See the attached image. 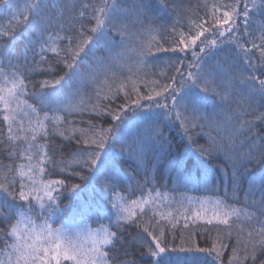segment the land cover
I'll return each mask as SVG.
<instances>
[{
  "label": "snow or ice",
  "instance_id": "6c2138e0",
  "mask_svg": "<svg viewBox=\"0 0 264 264\" xmlns=\"http://www.w3.org/2000/svg\"><path fill=\"white\" fill-rule=\"evenodd\" d=\"M197 8L202 16L164 25L149 0H26L23 9L0 0L8 20L0 25V149L9 160L0 161V264H264V176L240 199L244 180L264 165V0ZM154 32L159 40L150 39ZM133 42L135 63L124 59ZM36 74L49 78L33 83ZM29 96L39 109L21 100ZM130 117L149 124L131 143L123 132ZM213 125L226 142L209 135L201 144L197 137ZM165 129L182 135V152L173 155ZM125 152L135 175L116 166ZM161 162L178 178L192 167L207 178L218 167L228 182L222 195L210 189L215 200L196 198L198 207L189 198L182 212L146 211L143 193ZM74 177L91 178L109 200L127 180L141 198L117 196L114 221L78 242L53 227L62 197L80 188ZM235 203L244 204L246 227Z\"/></svg>",
  "mask_w": 264,
  "mask_h": 264
},
{
  "label": "trees",
  "instance_id": "16d2710c",
  "mask_svg": "<svg viewBox=\"0 0 264 264\" xmlns=\"http://www.w3.org/2000/svg\"><path fill=\"white\" fill-rule=\"evenodd\" d=\"M19 4L20 9H23L26 0H16ZM152 4L153 9L155 10V15L160 18V24L169 25L175 22L178 19L184 18V22L187 23V17L192 16L193 13L199 11L200 15H203V11L197 8V5H203L205 0H165L168 7L163 9L161 7V0H149ZM211 2V0H210ZM254 26L258 27L261 18L259 13L253 18ZM8 20L6 16H0V25H6ZM155 40H159V35L154 32L153 37ZM21 45L23 41L19 42ZM136 47V43L133 42L124 50V59L128 62L135 63L136 53L132 51ZM104 51L101 48L98 51V55H104ZM88 65H84L81 68L82 72H87ZM103 71L102 69H96L94 71ZM47 75L36 74L34 76L33 83H37L43 79H48ZM100 86L103 87V78H101ZM31 87V85H30ZM144 89L141 88V91ZM39 91V89H36ZM122 96V94H121ZM95 97H93V100ZM21 100H26L27 104H34L35 107L39 109L40 105L35 103V101L29 97H21ZM106 103V101H104ZM122 100H117L115 103H120ZM234 106V105H233ZM22 110H26V105H21ZM211 110V105H209V111ZM219 111V109H217ZM41 115H43L41 113ZM89 114L84 113L82 119L87 121ZM25 127L27 126L28 118L23 117ZM102 127H111L112 124H115V121H112V124L104 123L103 120L99 121ZM82 127L84 125H81ZM149 124L145 121H140L137 117H130L128 125L123 129L125 136L128 138V142L131 143L134 139L141 137L146 130L148 129ZM165 135L171 141L173 146V155L178 154L183 151V145L185 143L182 135L177 132L175 129H165ZM205 133L207 135L198 136L197 139L201 144H204L208 141V136H212L219 139H224L225 142L227 137L225 132L222 129H218L215 125L212 127L205 128ZM61 137H56V142L61 141ZM237 148L240 152H245L248 150L247 145H237ZM117 150H119V145H117ZM5 150L0 149V161L3 163H9V160L4 155ZM66 159L71 160L70 156H67ZM116 166L122 173H127L128 175H135L134 173V163L127 156V153L120 155L118 154L115 158ZM223 161H218L222 163ZM143 163L148 164L149 160L143 161ZM141 175H136L135 179L140 181L143 184ZM261 176H264V165H257L252 169V175L249 178L244 180L241 197L243 200V191L246 190L249 186L251 180H258ZM52 179H60L62 176L53 175ZM227 176L220 168L215 169V174L213 176L204 178L198 176L196 173V168H186L185 175L183 177H177L172 173L165 163L161 162L159 165V174L157 175L156 171L153 170L152 182L148 186V189L143 193V199L148 200L149 203L145 205L146 211H157L167 213L169 211L175 213L177 210L184 211V209L189 207L188 199H193V207H198L199 205L195 203L196 198H199L200 201H213L217 198V195H222L224 186L227 185ZM73 184H79L80 188L76 189L73 192L66 193L62 197L63 203L61 205V211L58 214V218L54 220L53 227L57 228L60 225H72L76 223H82L92 230H98L103 227H107L109 216L113 218V221L116 217L117 209L112 207V203L117 199V196H122L129 199V203L132 199H140L141 193L137 189L135 195H132V183L125 181L122 187H118L116 193L112 194V199L109 200L108 196L101 192V189L98 184H94L89 180L81 182L78 177H74L71 180ZM155 188L156 191H151L152 188ZM211 188H219L221 191L217 195H213ZM157 193L160 195L157 196ZM257 199L259 194L257 193ZM244 203H248L245 201ZM183 205V206H181ZM234 207L242 209L241 217L239 220L240 227H246L250 222L243 215L244 204L235 203ZM135 210V209H133ZM246 211L252 212L251 208H247ZM151 214V212H150ZM35 219V217H33ZM37 223H43V220H37ZM135 235L133 231L131 235L125 233V247H128V241L132 239V236ZM194 239L201 244V246H207L204 243V239L201 236H195ZM178 243V241H177ZM130 251L132 249H129ZM120 255H123V248L117 249ZM137 256L138 253H135ZM226 256L228 253L225 254ZM64 264H71V262L66 261Z\"/></svg>",
  "mask_w": 264,
  "mask_h": 264
},
{
  "label": "rangeland",
  "instance_id": "374dc122",
  "mask_svg": "<svg viewBox=\"0 0 264 264\" xmlns=\"http://www.w3.org/2000/svg\"><path fill=\"white\" fill-rule=\"evenodd\" d=\"M208 206L210 207V205ZM57 228L66 232L68 237L78 242L80 238L86 237L90 232L96 231V230H92L90 227L82 223H76L72 225H60Z\"/></svg>",
  "mask_w": 264,
  "mask_h": 264
}]
</instances>
